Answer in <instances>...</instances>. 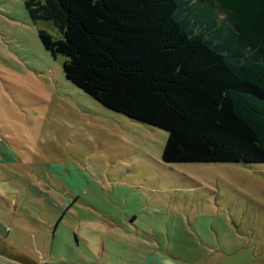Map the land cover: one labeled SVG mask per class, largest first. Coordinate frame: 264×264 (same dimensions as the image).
I'll return each instance as SVG.
<instances>
[{"label":"rangeland","instance_id":"1","mask_svg":"<svg viewBox=\"0 0 264 264\" xmlns=\"http://www.w3.org/2000/svg\"><path fill=\"white\" fill-rule=\"evenodd\" d=\"M36 26L53 34L48 22ZM36 26L23 0H0V151L9 155L0 193L9 211L41 225L52 248L45 260L264 264V163L161 162L166 131L66 80L62 56L43 49ZM20 223L1 221L0 235L9 229L20 243ZM22 248L32 249L6 247L0 264H22Z\"/></svg>","mask_w":264,"mask_h":264},{"label":"trees","instance_id":"2","mask_svg":"<svg viewBox=\"0 0 264 264\" xmlns=\"http://www.w3.org/2000/svg\"><path fill=\"white\" fill-rule=\"evenodd\" d=\"M23 7L33 25L51 24L53 34L36 26L37 37L62 56L66 80L103 107L166 131L161 162L264 163V0Z\"/></svg>","mask_w":264,"mask_h":264},{"label":"crops","instance_id":"3","mask_svg":"<svg viewBox=\"0 0 264 264\" xmlns=\"http://www.w3.org/2000/svg\"><path fill=\"white\" fill-rule=\"evenodd\" d=\"M0 165L2 164V162H6L9 158V155H6L3 151H0ZM24 191H26V189H23ZM11 191H6L5 194H10L11 197L12 195L14 196V198L16 199L17 194L15 192ZM21 191V190H20ZM13 205L12 202H8V200L2 196V194L0 193V209H2L0 211V222L2 221L4 223V221L7 220V222L11 223L14 222V220L16 218H20L22 222H28V224L25 223H20V226H15V228H12L13 230L16 229L18 230L17 232H19V234L25 235L23 240L20 241L21 244H30L31 248L34 249L36 251L37 257H35L32 253V249L29 250H25L24 248L21 249V253L19 256V259L23 262H21L22 264H49L47 262V260H45L47 258L51 257V252H52V248L50 246H48L46 244V240H47V234L44 232V230L41 229V225L40 226H33L31 217L27 216L25 214H19L17 215V212L15 211V209L13 210V212L9 211L8 209H10V207ZM23 209V208H22ZM36 224L37 221H35ZM41 224V223H39ZM50 225V224H48ZM23 226H29L30 229L32 230V232H30L29 230H26ZM22 227V228H19ZM55 231V230H54ZM53 231V232H54ZM6 234H4V236L0 235V253L1 254H11L10 250L9 252L7 251L6 247L9 249H12L14 247V245H18L20 244L19 242H12L11 240L7 239L8 233H9V229L5 231ZM15 233V232H14ZM13 233V234H14ZM54 234H52L51 238L53 237ZM14 237V235H13ZM12 243H15L14 245H12ZM0 254V259H3L2 256ZM16 264V263H15Z\"/></svg>","mask_w":264,"mask_h":264}]
</instances>
